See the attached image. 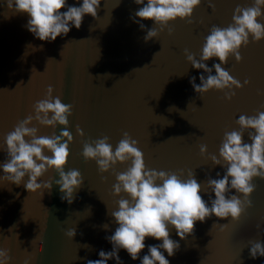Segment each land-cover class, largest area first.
<instances>
[{
    "label": "water",
    "instance_id": "1",
    "mask_svg": "<svg viewBox=\"0 0 264 264\" xmlns=\"http://www.w3.org/2000/svg\"><path fill=\"white\" fill-rule=\"evenodd\" d=\"M82 2L67 0V5L79 7ZM213 3L214 11L208 0H201L190 22L170 23L172 35L165 29L158 39L145 42L146 30L154 27V21L133 22L142 5L134 0H101L96 17L86 15L79 30L70 26L67 36L42 42L27 30L29 16L13 15L6 0H0V146L17 122L32 113V106L44 98L51 85L54 97L60 95L62 103L73 105L67 129L73 142L65 172L77 169L84 180L71 204L62 199L54 170L38 181L51 180V191L32 193L24 183L16 186L0 181V250H8L7 264H87L88 260L99 259L101 250L112 251L106 237L118 225L109 213L117 210L121 198L112 194L114 172H123L129 165L117 164L102 175L95 161H85L82 156L86 142L108 136L115 150L123 133L128 132L138 141L149 169L184 170L183 178L193 170L202 185L209 178L216 179L217 173L223 176L224 168L214 167L207 156L201 157L200 145L206 144L208 154L218 156L225 130H239L236 120L241 114L253 116L258 110L264 111V95H258L264 92V40L252 43L250 37L249 46L240 50L242 61L238 63L230 56L222 65L242 85L249 80L248 86L233 89L236 95L231 101L216 90L200 97L190 79L196 77L199 85V77H207V73L194 69L184 50L199 60L210 29L214 25L227 27L237 5L251 6L253 0ZM140 23L145 25L144 30ZM216 63L217 58L206 62L209 68ZM33 68L43 74L33 71L32 75ZM32 126L38 128L39 136H51L53 131L59 135L64 130L59 125L51 129L34 122ZM77 126L83 130V137L77 135ZM243 139L251 143L247 132ZM6 159V151H0V164ZM27 180L26 176L24 182ZM253 183L254 207L240 222L212 216L197 222L193 234L185 240H180L170 226V238L180 245L174 256L164 253L170 264H264V257L250 258L248 246L250 240L264 241V180L254 178ZM40 191H44L43 196ZM211 196L214 199V193ZM122 197L128 199L123 193ZM72 228L76 235L71 240L65 233ZM161 243L146 238L140 258L148 254V246ZM118 254L123 264H140V259L133 261L123 249ZM107 264H116V260L110 259Z\"/></svg>",
    "mask_w": 264,
    "mask_h": 264
},
{
    "label": "clouds",
    "instance_id": "2",
    "mask_svg": "<svg viewBox=\"0 0 264 264\" xmlns=\"http://www.w3.org/2000/svg\"><path fill=\"white\" fill-rule=\"evenodd\" d=\"M134 2L142 7L135 12L137 20L133 22L154 21V27L146 30L145 42L158 39L165 29L172 35L173 29L168 25L177 20L190 22L194 10L201 4V0ZM6 3L13 15L29 16L26 27L36 39L55 42L58 37L68 35L70 26L79 30L86 15L95 18L101 0H83L79 7L68 6L67 0H6ZM208 6L215 10L213 0H208ZM64 8L67 10L61 11ZM262 9L264 0H253L252 5L246 7L237 5L231 24L225 28L214 25L210 29L199 60L194 53L188 49L184 50L187 62L194 69L207 73V77H199V85L196 84V77L190 79L193 89L200 97L216 90L224 93L225 100L231 101L236 95L233 89L241 90L250 84V81L245 79L242 85L222 65L227 63L230 56L234 57L236 62H241L243 58L240 50L249 46L250 37L252 43L264 40ZM140 28L144 30L145 25L140 23ZM213 58H217L219 63L209 68L206 62ZM213 68L215 75H212ZM33 71L43 74L33 68L32 75ZM53 92V87L49 85L44 98L32 106V113L23 121H18L13 131L5 136L0 151H6L7 159L0 164L4 173L0 176V181H7L16 186L24 183L26 190L32 193L42 189L51 191V180L44 183L38 181L49 170H54L59 176L55 184L62 193V199L71 204L74 194L84 183L79 170L71 169L65 172L70 156L69 145L73 142V136L67 130L69 117L73 114V105L62 103L61 96L54 97ZM258 95H264V92H258ZM261 107L264 108V105ZM34 122L51 129L59 125L64 130L59 135L53 131L51 136H39L38 128L32 126ZM236 124L239 130H225L218 156L209 155L206 144L200 145L201 157L207 156L214 167L221 166L225 169L222 177L217 173L216 179L209 178L204 185L197 181L193 170H189L187 178H183L184 170L177 173L147 168L138 141L128 132L123 133L115 150L108 136L84 143L83 158L85 161H95L102 175L115 169L117 164L129 165L123 172H114L116 183L113 185L112 194L121 198L117 201V210L109 213L118 225L114 233L106 237L112 245V251L101 250L100 258L88 260L87 264H107L110 259H115L116 264H123L118 254L121 249L125 250L133 261L140 259V264H170L164 253L172 257L180 247L178 242L170 238V226L176 230L180 240H185L193 234L197 222L203 223L212 216L218 220L230 218L232 223H238L242 217L247 216L248 210L254 207L251 200L256 191L254 178L264 180V111L258 110L253 116L241 114ZM76 132L80 137L84 136L79 126ZM245 132L248 133L251 143L244 142ZM45 152L51 155H45ZM26 176L28 180L25 183ZM233 191L237 194L229 195ZM43 192L40 191L41 196ZM122 193L128 199L123 198ZM202 193L209 196L207 201ZM211 193H214V199ZM104 228L107 229L108 225L105 224ZM65 235L72 240L76 235L75 228L66 231ZM146 238H153L162 243L148 246V254L141 259L139 254L145 248ZM248 246L251 259L264 257V241L250 240ZM84 247L90 248L89 245ZM9 259L8 250H0V264H7Z\"/></svg>",
    "mask_w": 264,
    "mask_h": 264
}]
</instances>
